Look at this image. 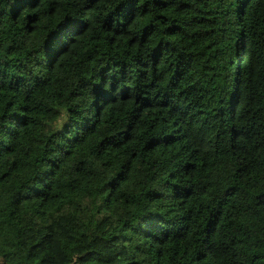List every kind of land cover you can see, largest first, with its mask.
<instances>
[{
  "label": "trees",
  "instance_id": "16d2710c",
  "mask_svg": "<svg viewBox=\"0 0 264 264\" xmlns=\"http://www.w3.org/2000/svg\"><path fill=\"white\" fill-rule=\"evenodd\" d=\"M0 264H264V0H0Z\"/></svg>",
  "mask_w": 264,
  "mask_h": 264
}]
</instances>
